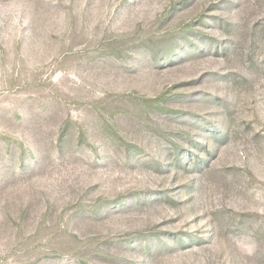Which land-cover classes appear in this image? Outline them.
<instances>
[{
	"label": "rangeland",
	"instance_id": "obj_1",
	"mask_svg": "<svg viewBox=\"0 0 264 264\" xmlns=\"http://www.w3.org/2000/svg\"><path fill=\"white\" fill-rule=\"evenodd\" d=\"M0 264H264V0H0Z\"/></svg>",
	"mask_w": 264,
	"mask_h": 264
}]
</instances>
